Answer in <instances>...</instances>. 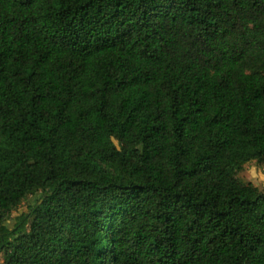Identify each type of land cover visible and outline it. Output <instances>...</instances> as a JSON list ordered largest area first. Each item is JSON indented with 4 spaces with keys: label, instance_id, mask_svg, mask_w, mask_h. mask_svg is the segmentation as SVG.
I'll use <instances>...</instances> for the list:
<instances>
[{
    "label": "trees",
    "instance_id": "16d2710c",
    "mask_svg": "<svg viewBox=\"0 0 264 264\" xmlns=\"http://www.w3.org/2000/svg\"><path fill=\"white\" fill-rule=\"evenodd\" d=\"M250 161L264 0H0L4 264H264Z\"/></svg>",
    "mask_w": 264,
    "mask_h": 264
},
{
    "label": "rangeland",
    "instance_id": "374dc122",
    "mask_svg": "<svg viewBox=\"0 0 264 264\" xmlns=\"http://www.w3.org/2000/svg\"><path fill=\"white\" fill-rule=\"evenodd\" d=\"M238 176L247 181L252 182L260 189L264 190V164H260L257 161H250L243 169L239 172ZM34 197H31L30 200H33ZM28 202L25 201L21 204L20 208L14 212V215L19 214L20 212L26 210ZM10 226H13V221L8 222ZM0 264H4V255L0 253Z\"/></svg>",
    "mask_w": 264,
    "mask_h": 264
}]
</instances>
